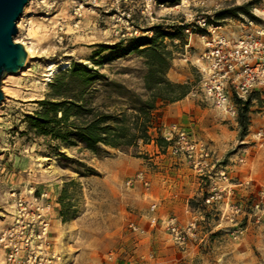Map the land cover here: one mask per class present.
I'll return each mask as SVG.
<instances>
[{
	"label": "rangeland",
	"instance_id": "obj_1",
	"mask_svg": "<svg viewBox=\"0 0 264 264\" xmlns=\"http://www.w3.org/2000/svg\"><path fill=\"white\" fill-rule=\"evenodd\" d=\"M43 1H31L16 22L14 37L30 42L29 64L0 81V236L13 224L18 198L35 197L50 205L45 238L54 253L52 264H98L110 251L120 264L142 261L151 252L160 258L158 248L140 251L138 245L162 227L149 196L163 198L164 177L169 198L188 197L187 216H180L179 206L169 215L180 226L195 223V236L183 246L161 228L163 259L176 260L168 264H264V88L245 100L234 97V115L216 108L198 84L195 59L202 40L192 36L187 41L180 25L205 17L235 38L254 18L258 0ZM236 7L246 14L233 11ZM145 37L170 52L165 78L188 87L176 101L156 100L150 140L123 150L100 145L91 151L79 142L66 146L28 129L24 116L39 109L37 101L45 97L55 73L72 62L105 75L113 84H100L102 94L110 92V103L131 111L133 96L149 94L139 53L142 41L137 42ZM243 118L245 127L239 122ZM171 122L188 128L208 147L209 172L199 175L184 159L167 153L162 133ZM139 170L150 181L148 190L125 184ZM215 191L219 197L205 203ZM129 223L144 233L132 232ZM0 264H7L1 244Z\"/></svg>",
	"mask_w": 264,
	"mask_h": 264
},
{
	"label": "built area",
	"instance_id": "obj_2",
	"mask_svg": "<svg viewBox=\"0 0 264 264\" xmlns=\"http://www.w3.org/2000/svg\"><path fill=\"white\" fill-rule=\"evenodd\" d=\"M254 18L246 20L241 33L232 38L218 31L221 27L209 23L205 17H199L194 23H181L187 41L192 36L202 40L203 48L195 59L200 75L198 84L204 97L218 109L227 114L236 112L232 99L245 100L252 92L264 88V0L253 4ZM187 46V45H186ZM162 138L166 143L168 154L182 158L191 170L199 175L209 172L213 167L212 155L208 147L194 134L175 124L163 130ZM224 177V171H220ZM139 183L148 190L150 181L144 171H137L126 186ZM215 188V187H214ZM219 197L217 191L206 195L205 203ZM18 206L14 214L13 224L0 236V244L5 250L7 264H52L54 253L50 252L46 240L48 221L45 214L50 205L31 197L18 198ZM156 202L150 204L153 211ZM151 218V223L155 222ZM162 228L169 238L180 246L187 239L194 237L195 223L188 222L180 226L176 217L166 216L160 219ZM132 232L144 233V229L129 223ZM142 261L130 264H159L157 257L151 252L142 256ZM98 264H120L115 252H108Z\"/></svg>",
	"mask_w": 264,
	"mask_h": 264
},
{
	"label": "trees",
	"instance_id": "obj_3",
	"mask_svg": "<svg viewBox=\"0 0 264 264\" xmlns=\"http://www.w3.org/2000/svg\"><path fill=\"white\" fill-rule=\"evenodd\" d=\"M233 11L246 14L243 7ZM140 41L139 53L146 66L143 83L149 94L146 98L133 96L131 111L110 103V92L102 94L100 84L104 87L113 84L105 75L95 68L72 62L55 73L45 97L37 101L39 109L24 116L28 129L66 146L79 142L91 151L100 145L123 150L136 145L139 140H150L151 111L156 100L176 101L188 92V87L165 78L170 52L163 44L155 45L154 38L148 37L137 42ZM239 122L246 126L244 118Z\"/></svg>",
	"mask_w": 264,
	"mask_h": 264
},
{
	"label": "water",
	"instance_id": "obj_4",
	"mask_svg": "<svg viewBox=\"0 0 264 264\" xmlns=\"http://www.w3.org/2000/svg\"><path fill=\"white\" fill-rule=\"evenodd\" d=\"M28 0H0V81L5 73H15L24 64L26 51L15 42L16 22ZM3 93L0 89V102Z\"/></svg>",
	"mask_w": 264,
	"mask_h": 264
},
{
	"label": "crops",
	"instance_id": "obj_5",
	"mask_svg": "<svg viewBox=\"0 0 264 264\" xmlns=\"http://www.w3.org/2000/svg\"><path fill=\"white\" fill-rule=\"evenodd\" d=\"M171 124H175L181 128H186L185 126H180L178 123L176 122H171L168 123L166 125H164L165 128H168ZM182 159V158H179ZM167 186H166V180L163 177V198L158 195H152L149 196L151 203L152 202H156L157 203V209H156V215L159 219L165 218L166 216H171L169 215V213H171V211L173 212V210L176 207H181V211L182 213L180 214V216H182L183 214L185 216H187V212H188V205H187V201H188V197L181 199V201L179 200H175L172 198H169L167 195ZM158 197V198H157ZM150 203V204H151ZM174 214V213H173ZM160 227V228H158ZM156 227V232L154 233L153 236L148 235L147 239L145 241H143V245H138V249L140 251H148L151 248H158V250L160 251V253L162 254V256L160 258H157L159 260V264H168V262L175 260L174 258H170L169 256H165V258L163 259V242L161 241L162 235V231H161V226ZM159 232V233H158ZM176 261V260H175Z\"/></svg>",
	"mask_w": 264,
	"mask_h": 264
},
{
	"label": "bare ground",
	"instance_id": "obj_6",
	"mask_svg": "<svg viewBox=\"0 0 264 264\" xmlns=\"http://www.w3.org/2000/svg\"><path fill=\"white\" fill-rule=\"evenodd\" d=\"M31 1H33V0H28V2L25 4V6L23 7V9L25 10L26 8H27V6L31 3ZM41 2L43 1V0H40ZM44 2V1H43ZM34 31L32 30V33H33ZM31 33V34H32ZM37 33V32H36ZM28 36H30L29 34H28ZM13 39H14V41L15 42H17V41H19V40H17V38H15V37H13ZM19 43H21L22 45H23V47H24V49H25V51H26V59H25V62H24V64H23V66L18 70L19 72L20 71H23V69L29 64V61H30V58H31V55H32V49H31V46H30V42H28V41H25V40H20L19 41ZM55 64L53 63V64H51L50 66H49V73H48V75H47V79L49 80V78H50V76L53 74V72L55 71V66H54ZM64 66H66V65H64ZM63 66V67H64ZM48 69V68H47Z\"/></svg>",
	"mask_w": 264,
	"mask_h": 264
}]
</instances>
